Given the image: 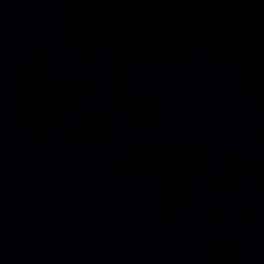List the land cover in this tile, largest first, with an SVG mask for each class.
<instances>
[{
	"label": "water",
	"instance_id": "95a60500",
	"mask_svg": "<svg viewBox=\"0 0 264 264\" xmlns=\"http://www.w3.org/2000/svg\"><path fill=\"white\" fill-rule=\"evenodd\" d=\"M0 212L16 264H264V0H0Z\"/></svg>",
	"mask_w": 264,
	"mask_h": 264
}]
</instances>
